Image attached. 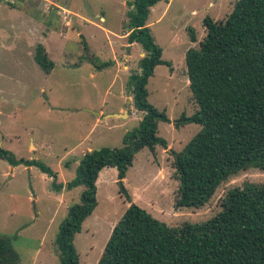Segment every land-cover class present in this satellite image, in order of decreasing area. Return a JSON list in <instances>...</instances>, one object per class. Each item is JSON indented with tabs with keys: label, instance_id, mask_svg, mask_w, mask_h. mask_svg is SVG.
Returning a JSON list of instances; mask_svg holds the SVG:
<instances>
[{
	"label": "rangeland",
	"instance_id": "374dc122",
	"mask_svg": "<svg viewBox=\"0 0 264 264\" xmlns=\"http://www.w3.org/2000/svg\"><path fill=\"white\" fill-rule=\"evenodd\" d=\"M168 1L151 9L148 27L162 58L172 66H158L147 86L150 104L165 111L172 122L159 123L158 135L167 140L168 148L157 147L155 155L148 149L139 152L124 185L134 203L168 226L180 228L215 217L229 190L247 182L263 185L264 171L250 169L231 177L203 208H176L179 181L174 153L201 130L197 124L174 126L183 114L197 111L186 52L198 49L204 39V19H226L237 0ZM134 2L0 0V147L18 160L41 161L64 185L56 190L54 179L39 169L13 167L0 159V236L13 238L22 264H60L56 244L60 227L70 207L81 204L85 191L84 186L67 189L66 185L76 179L83 155L122 148L126 134L144 116L134 103L127 106L123 94L133 96L130 77L141 73L140 61L147 55L137 44L131 51L133 59L123 60ZM192 31L197 43L190 41ZM39 45L54 63L49 74L35 61ZM125 106L128 118L98 116ZM117 179V170L106 168L97 183L98 205L74 241L80 264H98L129 207Z\"/></svg>",
	"mask_w": 264,
	"mask_h": 264
},
{
	"label": "trees",
	"instance_id": "16d2710c",
	"mask_svg": "<svg viewBox=\"0 0 264 264\" xmlns=\"http://www.w3.org/2000/svg\"><path fill=\"white\" fill-rule=\"evenodd\" d=\"M168 0H135L128 13L129 44H140L147 53L140 61V74L130 77L136 110L144 113L139 126L124 137L122 148L87 152L75 180L67 189L84 186L81 204L71 206L60 227L56 244L60 264H80L74 241L97 201V182L105 168H115L122 194L129 207L115 225L98 264H264V184L247 182L229 190L221 211L210 220L172 228L132 201L124 180L136 155L148 149L168 148L159 137V123H172L148 101L150 78L158 66L171 67L162 58L148 19L151 9ZM206 35L198 49L186 52L189 86L197 111L183 114L174 126L189 124L201 130L175 155L179 181L176 208L200 209L216 190L242 171H264V0H237L233 11L221 21L207 16ZM190 41L197 43L194 31ZM36 63L49 74L54 63L44 46L35 53ZM107 66V65H104ZM103 66V67H104ZM102 67V68H103ZM0 159L11 166L35 167L54 179L58 174L37 159L18 160L0 147ZM0 264H22L13 238L0 236Z\"/></svg>",
	"mask_w": 264,
	"mask_h": 264
},
{
	"label": "crops",
	"instance_id": "0c3cea01",
	"mask_svg": "<svg viewBox=\"0 0 264 264\" xmlns=\"http://www.w3.org/2000/svg\"><path fill=\"white\" fill-rule=\"evenodd\" d=\"M101 20L103 21L104 18H102ZM128 35H129V33H126L125 36H124L125 40L127 41V44L123 47V48L127 49V52H128V53H126V55L123 57V60H125L126 63L133 59V55L131 54V53H132L131 51L137 46V43H134V44H129V43H128ZM125 58H126V59H125ZM123 94L126 96V99H127V106L132 107V105H133V103H134V102H133V96H127L126 91H125V93H123ZM127 106H125V107H123V108H120L117 112H114V113L109 114V115H107V116L104 114L103 111H101V113H99L98 116L103 115V118L108 119V118H120V117H116V116H114V115H125V117L128 118V117H130V111H129V108H128ZM125 117H124V118H125ZM124 118H120V119H124ZM34 148H35V146L33 145V146H32V149H34ZM90 152H91V151H90ZM85 154H86V153H85ZM85 154H84V155H85ZM84 155H83V156H84ZM30 160H31V159H30ZM20 166H21V165H20ZM23 166H24V165H23ZM25 167H26V166H25ZM29 168H31V167H29ZM105 169H106V168H105ZM105 169H104V170H105ZM114 169H115V168H114ZM104 170H102V172L100 173V177H99V179H98V182H100ZM113 172H114V171H113ZM114 174H115V173H114ZM117 175H118V172H117ZM125 180H126V179H125ZM125 180H124V182H125ZM98 182H97V183H98ZM65 185H66V184H65ZM135 204H136V203H135Z\"/></svg>",
	"mask_w": 264,
	"mask_h": 264
},
{
	"label": "water",
	"instance_id": "95a60500",
	"mask_svg": "<svg viewBox=\"0 0 264 264\" xmlns=\"http://www.w3.org/2000/svg\"><path fill=\"white\" fill-rule=\"evenodd\" d=\"M114 116L120 117V118H124L125 117V115H114Z\"/></svg>",
	"mask_w": 264,
	"mask_h": 264
}]
</instances>
